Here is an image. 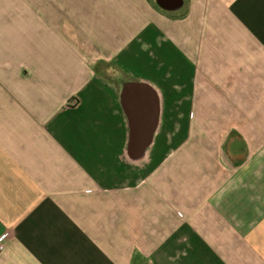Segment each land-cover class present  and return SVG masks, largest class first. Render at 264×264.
<instances>
[{
  "label": "crops",
  "instance_id": "obj_1",
  "mask_svg": "<svg viewBox=\"0 0 264 264\" xmlns=\"http://www.w3.org/2000/svg\"><path fill=\"white\" fill-rule=\"evenodd\" d=\"M3 233L0 264H264V0H0Z\"/></svg>",
  "mask_w": 264,
  "mask_h": 264
},
{
  "label": "built area",
  "instance_id": "obj_2",
  "mask_svg": "<svg viewBox=\"0 0 264 264\" xmlns=\"http://www.w3.org/2000/svg\"><path fill=\"white\" fill-rule=\"evenodd\" d=\"M7 238V234L3 233L0 234V251L3 249L4 246V240Z\"/></svg>",
  "mask_w": 264,
  "mask_h": 264
},
{
  "label": "rangeland",
  "instance_id": "obj_3",
  "mask_svg": "<svg viewBox=\"0 0 264 264\" xmlns=\"http://www.w3.org/2000/svg\"><path fill=\"white\" fill-rule=\"evenodd\" d=\"M154 3V2H153ZM114 71L111 72V74L113 75ZM116 74V73H115ZM115 76H118V75H115Z\"/></svg>",
  "mask_w": 264,
  "mask_h": 264
}]
</instances>
